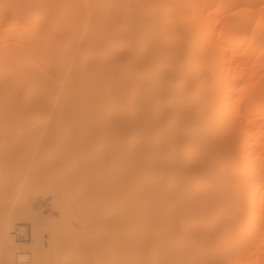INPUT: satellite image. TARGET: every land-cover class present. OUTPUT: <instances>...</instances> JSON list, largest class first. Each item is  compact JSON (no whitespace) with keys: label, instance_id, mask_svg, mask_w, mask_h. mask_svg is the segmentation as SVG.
Segmentation results:
<instances>
[{"label":"bare ground","instance_id":"1","mask_svg":"<svg viewBox=\"0 0 264 264\" xmlns=\"http://www.w3.org/2000/svg\"><path fill=\"white\" fill-rule=\"evenodd\" d=\"M14 116L38 123L25 146L61 133L56 117L114 139L124 194L99 264H264V0H0V119ZM144 192L147 225L126 232ZM11 227L0 221V264Z\"/></svg>","mask_w":264,"mask_h":264},{"label":"rangeland","instance_id":"2","mask_svg":"<svg viewBox=\"0 0 264 264\" xmlns=\"http://www.w3.org/2000/svg\"><path fill=\"white\" fill-rule=\"evenodd\" d=\"M240 5L235 3L225 12L235 11ZM11 15L12 12L7 9V17ZM15 17L23 21L27 14L16 13ZM213 24L217 23L213 21ZM5 29L6 34L11 36L14 26L9 23ZM83 54L84 57L91 55L89 51H84ZM29 119L40 123L47 116L34 113L29 115ZM24 120L22 116L0 119V186L11 178H25L23 188L15 193L3 197L0 190V221L11 225L15 222L27 223L32 239L40 245L39 251L32 254L31 248L21 244H16V248L12 244L11 249L13 247L16 250L12 249L11 256L19 250L31 249L30 264L101 263V245L106 226L102 220L104 216L113 220L124 194L119 190L116 178L118 156L113 147L114 139H110L105 128L93 130L87 125L72 124L71 117H56L53 125H61V133L47 138L44 132L38 133L40 141L37 146H25L23 139L38 123L26 126ZM132 143L129 134L125 135L123 145L130 146ZM127 179L123 192L127 188ZM135 179L137 178L134 181ZM95 186L103 188L100 198L91 194V189ZM131 192L133 189L129 188V194ZM97 199L102 209L94 207L92 212L89 204L97 203ZM140 208L144 217L135 218L131 214L125 227L126 232L137 225L146 227V192L142 193ZM21 218H24L23 221H19ZM28 218L36 220L38 226L35 231ZM114 227L112 225L111 228ZM111 239L112 236L109 235V240ZM132 245H136L135 240L130 241V246ZM135 257L133 255L127 260L133 261Z\"/></svg>","mask_w":264,"mask_h":264},{"label":"built area","instance_id":"3","mask_svg":"<svg viewBox=\"0 0 264 264\" xmlns=\"http://www.w3.org/2000/svg\"><path fill=\"white\" fill-rule=\"evenodd\" d=\"M10 235L17 244H31L32 234L30 226L25 222H15L12 224ZM31 253L28 250H19L15 252L12 264H30Z\"/></svg>","mask_w":264,"mask_h":264}]
</instances>
